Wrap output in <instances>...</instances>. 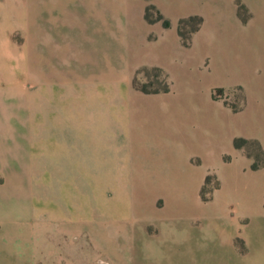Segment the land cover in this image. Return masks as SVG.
I'll return each instance as SVG.
<instances>
[{
	"label": "crops",
	"instance_id": "1",
	"mask_svg": "<svg viewBox=\"0 0 264 264\" xmlns=\"http://www.w3.org/2000/svg\"><path fill=\"white\" fill-rule=\"evenodd\" d=\"M148 5L167 27L145 19ZM194 15L201 24L184 46L178 21ZM0 60H49V164L34 150L22 177L18 136L1 139L15 147L0 149L1 230L9 205L38 202L39 170L52 183L77 172L82 188L146 199L133 264L151 251L172 252L174 264H264V164L253 169L233 144L264 152V0H0ZM152 68L169 91L137 87ZM207 176L218 185L204 200ZM109 219L116 239L122 224ZM5 255L0 238V264Z\"/></svg>",
	"mask_w": 264,
	"mask_h": 264
},
{
	"label": "rangeland",
	"instance_id": "2",
	"mask_svg": "<svg viewBox=\"0 0 264 264\" xmlns=\"http://www.w3.org/2000/svg\"><path fill=\"white\" fill-rule=\"evenodd\" d=\"M163 82V75L157 76L155 71H142L135 78V84L149 89L159 88ZM48 90L49 60H0V143L4 136H18L22 177L35 158L34 150L38 149L36 155L43 167L49 164ZM57 115L61 116V111ZM8 146L15 149L11 142L0 144V149ZM247 148L256 161L264 162V153L254 146ZM41 171L37 173L36 205L30 207L23 200L20 209L14 211L9 205L4 210L5 228L0 229V238L6 242L5 264H133L135 218L151 215L146 199L131 189L82 188L77 172L64 177L56 173L52 183L49 172ZM111 215L118 216L122 224L116 239L111 235ZM115 244L118 250H114ZM30 247L37 251L34 259L28 257ZM149 253V258L140 257L135 264H174L172 252L170 261H164L157 251Z\"/></svg>",
	"mask_w": 264,
	"mask_h": 264
},
{
	"label": "trees",
	"instance_id": "3",
	"mask_svg": "<svg viewBox=\"0 0 264 264\" xmlns=\"http://www.w3.org/2000/svg\"><path fill=\"white\" fill-rule=\"evenodd\" d=\"M237 11H238L239 16L242 19H245V15H246L245 9L239 3L237 4ZM144 17L149 22H152V21H155V20H161V22H162L164 27H167L169 25V21L167 19L163 18L161 16V14L158 13L152 5H148L145 8ZM200 24H201V17L200 16H196V15L189 16V17H186V18H182V19H180L178 21L177 32H178V35H179V37L181 39V42H182V44L184 46L189 45L191 34L193 32H195L199 28ZM146 71H155L157 76L160 75V74L163 75L164 82L162 83L161 86H159V88H155V89H149V88H147L146 85H137V87L142 92H144V93H154V92H167V91H169V82L167 81L166 76L162 73V71L160 69L152 68V69H149V70H146ZM221 94H222V90L221 89H216L215 92H214V96L215 97H219V96H221ZM229 104H230V106L232 107L233 110H237L238 109V106L235 103H229ZM233 144L237 148H244L246 153H247V155L253 157V163L251 164V167L253 169H255V168L259 167L260 165L264 164V162L256 161L254 154L251 153L248 150V148H247V146H254V147L257 148V150L261 154H263L264 152L262 151V149L259 146L257 141L249 140V139H245V138H235L233 140ZM209 182H210V176H207L205 178L204 184H203V186H202V188L200 190V196L204 200L209 198L212 189L218 185L216 180H213V182L210 183V185L208 186ZM263 206H264V203H263Z\"/></svg>",
	"mask_w": 264,
	"mask_h": 264
}]
</instances>
